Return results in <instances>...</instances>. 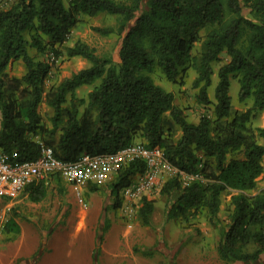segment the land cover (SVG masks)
I'll return each mask as SVG.
<instances>
[{
	"label": "trees",
	"instance_id": "16d2710c",
	"mask_svg": "<svg viewBox=\"0 0 264 264\" xmlns=\"http://www.w3.org/2000/svg\"><path fill=\"white\" fill-rule=\"evenodd\" d=\"M143 2L146 7L136 17ZM243 8L249 10L248 18ZM100 14L114 16L116 25L94 31L102 36L124 34L119 61L98 56L77 40L66 47L65 55L81 57L89 67L46 88L51 65L34 60L29 50L42 53L51 48L57 59L63 55L57 47L69 40L79 16ZM203 31L196 57L195 44ZM222 53L229 61L217 72L213 116L191 123L174 104V94L157 85L151 74L159 69L167 81L180 84L194 67V86L203 84L199 98L207 105L212 63ZM16 61H22L24 74L9 77L7 69ZM230 77L238 81L240 101L253 99L250 109L231 119ZM86 85H93L87 97L76 98V90ZM44 99L53 111L50 129L39 112ZM263 111L264 0H16L0 11V150L8 161L37 158L35 137L64 162L85 154H114L133 143L160 148L179 173L198 177L182 183L177 173L161 186L167 219L204 213L208 224L219 230L216 252L223 264L254 263L264 254V189L250 194L264 174V142L258 143L247 125L251 113ZM173 125L180 131L177 139ZM257 136L264 141V128L257 129ZM233 152L240 157L228 160ZM144 171L142 161L117 170L109 187L114 209L120 207L122 189ZM46 189L43 183L31 184L26 188L29 200L41 202ZM225 191L232 193V209L223 225L218 214ZM153 209V202L143 199L138 212L143 224H149ZM4 231L19 234L13 217Z\"/></svg>",
	"mask_w": 264,
	"mask_h": 264
},
{
	"label": "rangeland",
	"instance_id": "374dc122",
	"mask_svg": "<svg viewBox=\"0 0 264 264\" xmlns=\"http://www.w3.org/2000/svg\"><path fill=\"white\" fill-rule=\"evenodd\" d=\"M64 3L67 4V0H64ZM145 7V2H143L141 9L136 13V17ZM242 14L248 18L249 10L243 8ZM115 25L114 16L100 14L88 17L81 15L69 40L61 47H57L62 51V56L56 59L51 48H47L42 53L30 49L29 54L34 60L51 65L45 81L46 88L56 86L64 78L89 67V63L83 58H70L65 55L66 47L72 46L77 40L88 45L98 56H111L115 62H118V51L124 34L121 36H102L93 30L96 27L106 28ZM131 25L133 22L130 23ZM204 36L205 32L203 31L201 32V39L195 44L194 55L196 57H199L201 52ZM26 37L29 38V33L26 34ZM228 61L229 57L222 53L220 59L212 63L213 75L210 77V85L206 88V96L211 102L207 105L201 103L199 98L200 87L203 84H200L199 87L194 86V81L198 77V72L194 67H190L186 71L180 80V84L179 82L174 84L167 81L159 69H155L151 76L157 85L174 94V104L183 110L186 119L191 123H197L203 116H213L214 93L218 83L217 72ZM10 65L7 69L9 77H21L24 74L23 64H21L23 68L16 66L15 71L10 69ZM229 81L231 101L229 119H231L233 116L250 109L253 99L248 98L240 101L237 79L230 77ZM92 88L93 85L80 87L75 92L76 98L85 99ZM39 112L43 124L50 129V118L53 111L48 107L45 99L39 107ZM247 125L257 137V142L262 144L264 141L258 138L257 129L264 128V111L251 113ZM171 128L174 138L177 139L180 134L179 129L174 125ZM34 140L44 143L38 137H35ZM233 157L239 158L240 153H230L228 160ZM262 163L264 166V158ZM115 174L111 175L100 187L94 186L96 190L88 189L89 192H97L99 196L105 199L102 212L98 218H95L96 223L94 220L93 224H91L86 213L84 214L80 209L72 214V205L68 201V197L75 198L80 194L79 192L69 193L62 179L59 182L53 178L46 185V197L39 205H31V201L26 195L19 197L13 204L0 201V264H38L39 262L41 264H81L83 257L81 256L82 259L79 261V254L86 255L87 264H130V260L133 261V264H223L216 252L220 239L218 228L208 224L204 213L194 216L196 217V224L188 221L178 222L174 219L175 222L170 225V221L167 219V199L159 192H155L151 199L147 200L152 201L154 207L149 224H143L142 220L137 217L132 226L127 227L120 215L119 208L114 209L112 207L113 200L110 196L109 187ZM179 178L182 183L185 182L183 176L180 175ZM262 189H264V174L259 178L256 190L251 191L250 194H255ZM89 192H84L82 195V202L85 205L89 202ZM231 194L230 191H225L221 195L218 216L223 225L227 222L232 209L229 204ZM191 215L188 213L189 217ZM13 216L19 218L22 224L27 222L24 226H33L39 232L40 240L35 253L28 256L18 253V246L25 244L26 239L20 238V235H11L4 231L6 221ZM107 223L109 227L105 229ZM26 237L30 239V235L27 234ZM53 237L58 239V245L52 244ZM231 264H264V254L254 263L234 262Z\"/></svg>",
	"mask_w": 264,
	"mask_h": 264
},
{
	"label": "built area",
	"instance_id": "2783aa9c",
	"mask_svg": "<svg viewBox=\"0 0 264 264\" xmlns=\"http://www.w3.org/2000/svg\"><path fill=\"white\" fill-rule=\"evenodd\" d=\"M15 2L16 0H0V11L9 8ZM38 144L37 158L15 164L9 162L0 150V201L12 204L28 193L26 188L31 184L48 185L55 176L74 187L100 186L120 167L133 161H142L145 164V171L137 175L120 193V215L127 227H131L138 217L143 199L150 200L155 192L160 191L166 180L179 173L166 161L160 148H146L141 143H133L109 155L85 154L72 162L56 159L52 148L41 142ZM179 174L183 176L185 182L198 178Z\"/></svg>",
	"mask_w": 264,
	"mask_h": 264
},
{
	"label": "crops",
	"instance_id": "0c3cea01",
	"mask_svg": "<svg viewBox=\"0 0 264 264\" xmlns=\"http://www.w3.org/2000/svg\"><path fill=\"white\" fill-rule=\"evenodd\" d=\"M21 64H23L21 61H17V62H14L10 65V69H13L15 71L16 69V66H20L21 68H23L21 66ZM9 71V70H8ZM11 74V73H10ZM13 74H15L13 72ZM17 75V74H16ZM1 119V117H0ZM64 186L66 187V190L69 192V193H74V192H79V196H76L75 198L72 197V198H69L68 197V201L71 203V207H72V214H74L75 211H80L81 212H84V214L86 213V215L90 218L91 220V224L94 223V220L95 218H98L102 212V205L105 203V199L104 197H101L99 196V194L97 192H89L88 189L91 190V187L92 186H97V185H91V186H88V185H84V186H80V187H74V186H70L66 183H64ZM101 186V185H100ZM100 186H97V187H100ZM96 189V188H95ZM86 193V192H89V202L87 205H85L83 202H82V195L83 193ZM74 195V194H73ZM27 198L28 197V193L26 194ZM68 196H70L68 194ZM44 200V199H43ZM42 200V201H43ZM41 201V202H42ZM41 202L39 203H33L31 202V205H34L36 206V204H40ZM13 204V203H12ZM187 218V219H186ZM13 219L15 221V223L19 226L20 228V232L17 236H19L20 238H24L26 239V243L25 244H22L20 246H18V253L22 254V255H25L27 254L30 255V254H33L37 251L38 249V245H39V240H40V237H39V232L33 227V226H30V225H27V226H24L27 222H24V224H22L20 221H19V218H17L16 216H13ZM174 219H170L169 221V224L172 225ZM175 220H177L178 222H184V221H188L192 224H196V217H188V216H179L178 218L176 217ZM7 222V221H6ZM95 223H96V220H95ZM57 232V231H56ZM55 232V233H56ZM30 235V239H28L26 237V235ZM12 235V234H11ZM57 237V236H56ZM54 241H53V245L57 244L58 243V239L53 237ZM58 245V244H57ZM121 253V252H120ZM119 253V254H120ZM120 256V255H118ZM135 260V259H134ZM130 264H133V261L130 260L129 261ZM38 264H41V262H39ZM74 264V263H73ZM79 264V263H78ZM81 264H87V257L86 255L84 256L83 255V260L81 262ZM122 264V263H121ZM125 264V263H124Z\"/></svg>",
	"mask_w": 264,
	"mask_h": 264
},
{
	"label": "bare ground",
	"instance_id": "6f19581e",
	"mask_svg": "<svg viewBox=\"0 0 264 264\" xmlns=\"http://www.w3.org/2000/svg\"><path fill=\"white\" fill-rule=\"evenodd\" d=\"M81 254H83V253H81ZM79 256H80V259H79V258H78V259H79V261H81V259H82L83 255H80V254H79ZM81 256H82V257H81Z\"/></svg>",
	"mask_w": 264,
	"mask_h": 264
}]
</instances>
